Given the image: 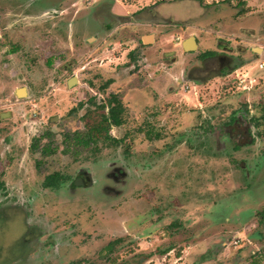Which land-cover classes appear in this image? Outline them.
Masks as SVG:
<instances>
[{
  "label": "rangeland",
  "instance_id": "1",
  "mask_svg": "<svg viewBox=\"0 0 264 264\" xmlns=\"http://www.w3.org/2000/svg\"><path fill=\"white\" fill-rule=\"evenodd\" d=\"M263 63L264 0H0V264H264Z\"/></svg>",
  "mask_w": 264,
  "mask_h": 264
},
{
  "label": "trees",
  "instance_id": "2",
  "mask_svg": "<svg viewBox=\"0 0 264 264\" xmlns=\"http://www.w3.org/2000/svg\"><path fill=\"white\" fill-rule=\"evenodd\" d=\"M111 82L112 80L110 79L109 81H107V83H105L104 87L108 86ZM102 107H107V113H102L100 115V119L86 132H76L72 136H70L69 134L65 135V142L68 140L70 141V139L73 141L72 147L74 150V155H78L81 148L88 147L90 150L99 149L98 144L100 141H113L114 143L120 142L119 139L112 137L109 132L112 126H121L125 122V107L123 102L119 99L117 94H111L106 101V105H103ZM41 139H43V137L36 138L35 141L39 142ZM37 146L38 143L32 145L33 152L37 151ZM72 147L71 145H68L65 149V152H69ZM56 150L57 148H53L51 143H48L47 145L42 147L41 152L43 153V155H48L52 154ZM62 180L63 176L59 172H55L45 178L43 186L48 188H57L60 186ZM114 244L115 242L109 243L107 248L111 249Z\"/></svg>",
  "mask_w": 264,
  "mask_h": 264
},
{
  "label": "flooded vegetation",
  "instance_id": "3",
  "mask_svg": "<svg viewBox=\"0 0 264 264\" xmlns=\"http://www.w3.org/2000/svg\"><path fill=\"white\" fill-rule=\"evenodd\" d=\"M192 37V36H191ZM193 37H195V36H193ZM190 38V37H189ZM196 38V37H195ZM187 40V39H186ZM185 40V41H186ZM196 41H197V44H198V40H197V38H196ZM183 44H184V42L182 43V46H183ZM224 48H226V47H224ZM183 49H184V47H183ZM227 49V48H226ZM226 52V51H225ZM207 53H211V54H207ZM207 54V55H206ZM227 55H223V54H217V55H215V53L214 52H212V51H207L206 53H205V59H204V62L205 63H213V60H216L217 61V65H219L220 67H228V68H230L234 63H232V59H230L229 60V57H226ZM210 69V68H209ZM212 69V68H211ZM73 78V77H72ZM71 78V79H72ZM256 120V119H255ZM239 121V117L238 116H236V117H234V118H232V122H238ZM255 126H256V124H254ZM254 127V126H253ZM252 128V127H251ZM249 132V134L251 135L252 134V132H250V131H248ZM259 135V134H258ZM114 179L115 180H119L121 177H122V175H123V172H122V169L121 168H115L114 169ZM79 180V182L81 181L80 179H78ZM78 180H76V181H78ZM72 185L73 186H75V185H77L76 184V182H73L72 183Z\"/></svg>",
  "mask_w": 264,
  "mask_h": 264
},
{
  "label": "water",
  "instance_id": "4",
  "mask_svg": "<svg viewBox=\"0 0 264 264\" xmlns=\"http://www.w3.org/2000/svg\"><path fill=\"white\" fill-rule=\"evenodd\" d=\"M151 39H152V35L144 37V41L145 42H150ZM183 47L188 52H192V51L196 50L198 48V44H197L196 38L193 37V36L188 38L184 42ZM75 81H76V77H73L72 79L69 80L68 84L72 85ZM25 93H26V89L25 88H20V89L17 90V95H19V96H23Z\"/></svg>",
  "mask_w": 264,
  "mask_h": 264
},
{
  "label": "built area",
  "instance_id": "5",
  "mask_svg": "<svg viewBox=\"0 0 264 264\" xmlns=\"http://www.w3.org/2000/svg\"><path fill=\"white\" fill-rule=\"evenodd\" d=\"M261 66H264V63Z\"/></svg>",
  "mask_w": 264,
  "mask_h": 264
},
{
  "label": "crops",
  "instance_id": "6",
  "mask_svg": "<svg viewBox=\"0 0 264 264\" xmlns=\"http://www.w3.org/2000/svg\"><path fill=\"white\" fill-rule=\"evenodd\" d=\"M185 42V41H184Z\"/></svg>",
  "mask_w": 264,
  "mask_h": 264
}]
</instances>
